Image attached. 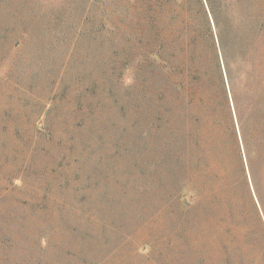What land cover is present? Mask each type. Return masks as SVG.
I'll use <instances>...</instances> for the list:
<instances>
[{
  "label": "rangeland",
  "instance_id": "rangeland-1",
  "mask_svg": "<svg viewBox=\"0 0 264 264\" xmlns=\"http://www.w3.org/2000/svg\"><path fill=\"white\" fill-rule=\"evenodd\" d=\"M210 1L0 0V264H264V0Z\"/></svg>",
  "mask_w": 264,
  "mask_h": 264
},
{
  "label": "trees",
  "instance_id": "trees-1",
  "mask_svg": "<svg viewBox=\"0 0 264 264\" xmlns=\"http://www.w3.org/2000/svg\"><path fill=\"white\" fill-rule=\"evenodd\" d=\"M206 2H207V4L210 6L208 9H209V11L211 12L212 17L214 18V22L217 23V20H216L215 15H214V14H215V9H214V7H211V6H212V5H211V1H210V0H206ZM132 6H133V7H136V4L133 3ZM255 152L257 153L256 150H255Z\"/></svg>",
  "mask_w": 264,
  "mask_h": 264
}]
</instances>
